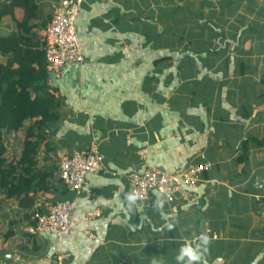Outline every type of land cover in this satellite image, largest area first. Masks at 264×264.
Wrapping results in <instances>:
<instances>
[{
  "label": "crops",
  "instance_id": "crops-1",
  "mask_svg": "<svg viewBox=\"0 0 264 264\" xmlns=\"http://www.w3.org/2000/svg\"><path fill=\"white\" fill-rule=\"evenodd\" d=\"M62 1L36 2L46 25ZM76 30L84 62L49 73L60 120L38 168L51 189L31 210L0 194V264H59L62 253L63 264H175L183 240L201 235L208 264H264V0H84ZM16 31L0 22V36ZM32 124L12 135L8 161ZM95 142L105 161L77 195L60 162ZM202 165L192 199L152 193L129 209L132 175ZM71 201L69 234L31 233L34 211Z\"/></svg>",
  "mask_w": 264,
  "mask_h": 264
},
{
  "label": "trees",
  "instance_id": "trees-1",
  "mask_svg": "<svg viewBox=\"0 0 264 264\" xmlns=\"http://www.w3.org/2000/svg\"><path fill=\"white\" fill-rule=\"evenodd\" d=\"M38 0L0 2V22L11 17L17 31L0 36V194L16 199L22 209L34 208L37 196L49 192L53 174L38 168V154L47 139V130L60 116L55 91L48 86L49 72L45 52L37 31L46 26ZM22 10L21 19L16 10ZM27 129L23 151L17 161H8L12 135ZM32 136L38 140L32 141ZM1 210V204H0Z\"/></svg>",
  "mask_w": 264,
  "mask_h": 264
},
{
  "label": "built area",
  "instance_id": "built-area-1",
  "mask_svg": "<svg viewBox=\"0 0 264 264\" xmlns=\"http://www.w3.org/2000/svg\"><path fill=\"white\" fill-rule=\"evenodd\" d=\"M84 0H63L55 10L51 20L43 31L42 45L45 52L48 72L57 74L68 65H81L84 62L77 40V19ZM144 155V152H141ZM105 155L100 152L97 142L91 145L89 152H75L64 158L59 165L61 182L77 195L83 189L87 177L102 169ZM207 166L190 167L174 173H165L158 169L146 168L140 174L131 176L129 194H138L136 203H146L152 193L159 194L167 204L192 199L193 191L202 181ZM77 209L75 201L57 204H45L42 209L33 212V235H53L58 238L69 234L75 223L72 219ZM98 216L89 214L87 219ZM204 236V235H201ZM70 259V254L62 253L58 263Z\"/></svg>",
  "mask_w": 264,
  "mask_h": 264
},
{
  "label": "clouds",
  "instance_id": "clouds-1",
  "mask_svg": "<svg viewBox=\"0 0 264 264\" xmlns=\"http://www.w3.org/2000/svg\"><path fill=\"white\" fill-rule=\"evenodd\" d=\"M137 199L138 194L136 193L127 195L129 209L136 204ZM172 227L171 224L168 225L169 229ZM209 243L207 236L185 238L177 249L175 264H208L204 257L208 253Z\"/></svg>",
  "mask_w": 264,
  "mask_h": 264
},
{
  "label": "rangeland",
  "instance_id": "rangeland-1",
  "mask_svg": "<svg viewBox=\"0 0 264 264\" xmlns=\"http://www.w3.org/2000/svg\"><path fill=\"white\" fill-rule=\"evenodd\" d=\"M263 65H264V64H263ZM258 72H259V73H257V75H256L255 77H257V79H258V78H260V79H261V78H264V77H263V76H264V66L261 67V68H259V69H258Z\"/></svg>",
  "mask_w": 264,
  "mask_h": 264
},
{
  "label": "water",
  "instance_id": "water-1",
  "mask_svg": "<svg viewBox=\"0 0 264 264\" xmlns=\"http://www.w3.org/2000/svg\"><path fill=\"white\" fill-rule=\"evenodd\" d=\"M260 215L263 217L264 219V210L260 213Z\"/></svg>",
  "mask_w": 264,
  "mask_h": 264
}]
</instances>
